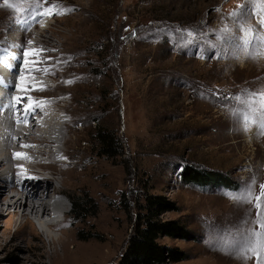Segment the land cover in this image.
<instances>
[{
  "label": "rangeland",
  "instance_id": "1",
  "mask_svg": "<svg viewBox=\"0 0 264 264\" xmlns=\"http://www.w3.org/2000/svg\"><path fill=\"white\" fill-rule=\"evenodd\" d=\"M36 2L0 0V47L8 42L4 48L9 52L14 45L19 55L31 49L29 41L50 39L37 50L58 55L59 42H65L70 57L61 61L48 54L36 61H51L57 79L82 76L92 87L69 89L73 108L92 103L88 113L80 114L87 123L83 144L93 147L92 154L100 151L95 123L118 142L117 155H96L108 172L101 199L89 192L69 203L67 212L73 204L81 208L71 212L72 228L79 227L73 244L106 243L103 252L110 257L105 264H119L145 196L159 195L179 208L161 218L178 219L195 236L190 241L160 240L188 256L174 264H264V250L259 260L247 251L246 260L232 255L234 238L221 232L242 222L259 231L255 196L264 184V135L255 134V124L252 131H241L227 112L235 103L234 94L264 89V59L244 56L240 42L231 38L243 33L230 15L243 6L244 26L259 29L261 0H38L39 8ZM74 5L80 8L73 10ZM46 8L64 14L36 15ZM41 16L48 24L45 31L37 24ZM19 21H24L22 26ZM239 107L243 123L246 108ZM248 115L259 120L258 112ZM185 165L228 176L236 184L231 190L250 185L252 201L235 203L223 194L226 189L184 184L179 172ZM6 220L7 214L0 215V264H51L59 246H51L48 235L57 237L61 230L48 233L36 225L33 232L40 239L24 241L17 232L20 218L15 216L7 231ZM23 231L31 232L29 226Z\"/></svg>",
  "mask_w": 264,
  "mask_h": 264
},
{
  "label": "bare ground",
  "instance_id": "2",
  "mask_svg": "<svg viewBox=\"0 0 264 264\" xmlns=\"http://www.w3.org/2000/svg\"><path fill=\"white\" fill-rule=\"evenodd\" d=\"M71 8L76 10L80 7L74 5ZM57 12H53L52 16H56ZM43 17L37 20L41 31L48 27L46 22H41ZM35 35L37 37L39 34ZM17 41H22L21 34H18ZM7 43H3L1 47L4 48ZM49 43L50 39L45 41L39 39L29 47L30 50H37L40 45ZM11 46L12 51L4 52L5 59L11 63L12 76L3 105L10 103L13 96H31L35 101L42 102L45 107L37 108L25 124L17 122L23 118V104L18 106L21 111H17L15 107L0 106V215L7 214L4 229L6 231L10 229L15 216L21 220L17 232L24 241L40 239L38 233L33 232L36 225L48 233L59 229L61 230L59 236L48 235L51 246H59V252L54 251L51 254V264H105L110 257L107 256L108 252H103L107 248L106 243L99 245L91 241L85 247L73 244L75 230L79 227L74 225L72 228L71 212L69 210L67 212L69 203L71 204L77 196L81 197L91 192L96 199H101L108 176L102 160L97 158L99 152L92 154L90 149L93 147L90 146L88 149V145L83 144L86 142L84 134L87 123L81 119L80 114L83 111L88 113L92 103L82 109L73 108L75 102L72 101L69 90L73 87L86 90L90 85L82 76L70 79L63 75L57 79L58 70L54 69L56 66L51 61H43L38 65L31 63L48 54L57 55L55 51L37 50L39 55L24 57L22 53L18 55V47ZM65 46V42H59L57 46V56L61 61L71 56ZM14 54L15 58H12ZM76 55L78 54H75L74 58H77ZM25 60L30 63L26 64ZM1 64L5 65V62ZM63 66L65 70V63ZM34 67L48 68L49 72L45 74L29 71ZM21 77L26 79L22 82ZM43 78L45 79L42 80ZM22 84L43 90L17 91L16 87ZM16 152L24 153L28 159L13 158V153ZM29 176L36 179H27ZM59 215L64 217L62 222L55 220ZM26 226L30 227L31 232L23 231Z\"/></svg>",
  "mask_w": 264,
  "mask_h": 264
},
{
  "label": "snow or ice",
  "instance_id": "3",
  "mask_svg": "<svg viewBox=\"0 0 264 264\" xmlns=\"http://www.w3.org/2000/svg\"><path fill=\"white\" fill-rule=\"evenodd\" d=\"M24 3H32V0H22ZM254 2V0H250ZM40 4L38 0L36 2V8H39ZM260 7L264 9V0H261ZM239 11H234L230 15L233 18H237L235 22L239 25V32H242L243 35L233 34L232 39L234 41L240 42V48L242 53L247 59L259 60L264 59V32H261L259 29H264V14L261 15V18L258 20L259 29L252 26H244V17L247 16V9L243 6H238ZM26 11H31V9H26ZM54 13L52 9L46 8L43 13L37 12L36 15H48L52 16ZM64 14V13H57ZM35 19V17H33ZM22 26L24 21H19ZM228 29H225L227 32ZM256 42L252 51H249L248 46ZM32 43V41H29ZM7 49L0 47V63L5 62V57L3 55ZM40 53L35 50H24V57L39 55ZM14 58V56L12 57ZM25 63H30V61L25 60ZM31 63L38 65L40 61H31ZM31 72H44L47 74L49 69H41L39 67H34L30 69ZM26 77H21L23 82ZM2 83V80H0ZM17 91L20 92H30V91H42L43 88H31L27 85H21L16 87ZM27 103H23L24 101ZM232 100L235 102L231 108L228 109L227 117L237 126H240L241 131H252V125L257 126L255 134L264 135V89L259 91H250L248 89L242 90L238 95L234 94ZM23 104V118L17 122L28 123V118L36 112L37 108H43L45 105L42 102L35 101L31 96H13L11 97L10 103L7 105L2 104V98H0V106L7 108H16L17 111H21V108L18 107ZM239 105H243L246 108V112L243 114V123H241V110ZM258 112L259 120L250 119L248 113ZM21 147H31V145H21ZM13 158L15 159H28L24 153L16 152L13 153ZM27 179H36V177H26ZM254 183V181H253ZM226 197L232 199L235 203H250L253 199V191L250 185H246L241 190H225L223 193ZM255 207L257 209L256 213V223L259 231L255 229H249L245 226V223L242 222L240 225L231 226L228 229H223L221 232H228L234 238V243L231 246V254L238 256L242 260H246L248 257L245 256V251L254 253L258 260L261 259V250H264V184L260 185V195L255 196ZM220 235V232L217 233ZM238 237V238H237ZM256 245V246H253Z\"/></svg>",
  "mask_w": 264,
  "mask_h": 264
},
{
  "label": "trees",
  "instance_id": "4",
  "mask_svg": "<svg viewBox=\"0 0 264 264\" xmlns=\"http://www.w3.org/2000/svg\"><path fill=\"white\" fill-rule=\"evenodd\" d=\"M94 130L95 140L100 150L99 155L106 158L117 155L116 137L96 123ZM179 179L184 184L198 189L236 188V184L231 183L228 176L193 165L182 166ZM178 209L175 202L164 196L146 195L144 204L140 208L142 213L137 218L119 264H174L187 260L188 256L185 252L160 242L164 238L181 241L195 240L191 230L178 219L163 220L161 218L164 213L177 212ZM80 210L78 204H73L71 212Z\"/></svg>",
  "mask_w": 264,
  "mask_h": 264
}]
</instances>
